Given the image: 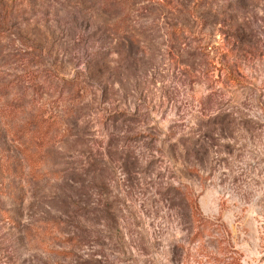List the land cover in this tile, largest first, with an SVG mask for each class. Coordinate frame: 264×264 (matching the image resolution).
<instances>
[{
	"label": "rangeland",
	"instance_id": "obj_1",
	"mask_svg": "<svg viewBox=\"0 0 264 264\" xmlns=\"http://www.w3.org/2000/svg\"><path fill=\"white\" fill-rule=\"evenodd\" d=\"M204 1L0 0V264H264V0Z\"/></svg>",
	"mask_w": 264,
	"mask_h": 264
},
{
	"label": "trees",
	"instance_id": "obj_2",
	"mask_svg": "<svg viewBox=\"0 0 264 264\" xmlns=\"http://www.w3.org/2000/svg\"><path fill=\"white\" fill-rule=\"evenodd\" d=\"M34 0H16V4L18 5L19 8V14H24L26 13L27 9L32 7ZM196 3H205L204 0H194ZM13 5H9L6 3H0V39L3 36V32L5 31V26L11 20L10 18L12 17L13 14ZM176 34H181L180 31L176 30ZM202 50V49H201ZM201 52V51H200ZM205 51L202 50V53ZM208 54V53H207ZM23 64V63H22ZM30 66L29 65H22V70H23V76H20V79L18 82L21 80L23 82H27V85L31 87V92L33 94H39V89L42 88V85L44 84L45 81L39 83L37 78L34 76V73L27 68ZM68 82V81H67ZM20 83V82H19ZM16 83V84H19ZM10 82L3 81L0 83V94L5 90V93L7 92L8 94L11 95V98L5 105V109L8 111H5L9 115L17 114L23 108L26 106V104L31 101H27L29 97H27L25 94L29 93H21L15 88H9ZM15 84V83H14ZM74 84H68V88H72ZM77 90V91H76ZM74 92L77 94L79 91L76 89ZM6 93V94H7ZM3 112V111H2ZM55 123L49 118L44 117L43 114H35L33 117L28 119L23 125L20 126L19 128V137L21 140H24V144L26 147L24 148V158L31 170L35 172L36 167L39 164H42L45 161V157L47 155L46 148L49 145V143L53 139V135L51 133L53 126ZM30 150H33L32 152ZM44 174H41L39 177H43ZM193 204L196 208V203L193 201ZM196 210V209H195Z\"/></svg>",
	"mask_w": 264,
	"mask_h": 264
}]
</instances>
